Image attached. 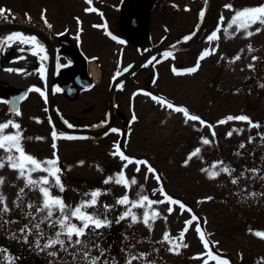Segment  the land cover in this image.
I'll list each match as a JSON object with an SVG mask.
<instances>
[{"label":"rangeland","instance_id":"1","mask_svg":"<svg viewBox=\"0 0 264 264\" xmlns=\"http://www.w3.org/2000/svg\"><path fill=\"white\" fill-rule=\"evenodd\" d=\"M91 2L97 4L100 0ZM107 2L113 3L111 13L115 15L113 20H117L122 1ZM262 5L264 0L220 1L202 38L197 42L194 40L188 47L184 42L197 29L190 27L189 15L183 14L170 30L165 44L184 34L178 43L182 44V51L164 61L162 74L150 90L158 98L186 108L191 115L206 122L205 125L199 121L185 123L182 113L161 106L141 91L128 88V102L121 96L116 107L118 120L113 129L117 131H110L97 140L68 139L60 135H56L55 140L51 138L55 130L47 119L46 85L40 80L38 70L27 63L32 58L25 52L30 46L19 43V39L7 40L15 34L25 38L31 36L16 30H0V44L5 47L1 52L4 69L0 72V79L14 89L40 90L29 92L21 104L20 115L14 117H9L0 103V123L11 120L20 126L19 129L9 126L0 134L18 132L24 151L38 161L58 159L64 191L53 186L50 192L64 201L69 214L75 206L90 200V193L98 191L101 195L97 197L96 205L84 211L110 222L95 231L86 230V235L81 237L84 245L72 246L62 235L67 251L61 250L59 245L44 249L43 245L55 238L60 226L51 227L49 221L41 223L46 215V211H36L43 205L41 193L38 189L26 188L25 180L18 178V172L6 164L0 168V177L4 180L0 194L6 198L4 203L8 208V212L0 213V245L8 247L11 253L0 251V264H15L18 254L30 259L28 264H88L83 254L89 250L90 256L99 257L98 264H129V260L131 264H204L205 260L208 264H216L206 255L207 249L195 230L197 225L209 241V249L229 264H264V239L254 235L255 232H264V25L255 24L240 32L235 31V25L228 27L236 12ZM90 8L87 0H0V9L4 10L0 23L4 15H14L22 23L30 21L37 25L55 41L64 34L82 35L84 47H89L94 37L102 44L100 35H104L99 29L102 24L98 14L86 11ZM99 8L102 12L107 9ZM257 27L261 31L248 37L247 31L255 32ZM213 32L218 38L210 41L208 37ZM22 50V54L18 52ZM206 51L211 54L199 61L198 70L188 73L187 70L196 66ZM223 55H226L225 59ZM96 75H92L94 79ZM136 80L142 82L143 76L137 75ZM104 92L105 89L101 90L98 97V114L103 112ZM77 105L73 111L79 114L85 105L82 102ZM241 115L248 117L252 124L239 120L219 123L229 116ZM204 138L210 143L203 144ZM117 144L126 156L151 165L160 180L148 173L144 165H139V172L134 164L125 168L126 161L112 155ZM196 149H200L199 154L185 165V160ZM12 154L19 155L15 151ZM7 156L8 153L0 149V158L6 161ZM221 168L229 171L220 172L214 179H209L207 172L202 171L219 172ZM121 170L129 180L127 188L115 183ZM31 175L33 179H39L47 173L38 171ZM109 178L110 182L105 183ZM132 178L137 181L135 185L130 183ZM49 180L55 185L53 177ZM161 188L191 211L182 212L178 205L159 203L148 209L149 213H159L154 221L149 220L150 226L143 222L144 208L132 209L137 217L136 223H132L131 217L117 222L130 207V204H117L118 199L127 194L130 201L138 200L140 195L161 201L164 200ZM29 204L33 207L29 208ZM169 207L174 209L171 214L167 211ZM193 215L198 219L187 226L181 240L185 221L191 220ZM59 216L57 210L53 220ZM72 223L80 225L75 218ZM36 224H40L39 229L35 228ZM165 233L169 234V240L164 239ZM37 241L40 247H37ZM185 244L187 247H183ZM175 245L181 246L176 249ZM50 252L56 255L51 256Z\"/></svg>","mask_w":264,"mask_h":264},{"label":"flooded vegetation","instance_id":"2","mask_svg":"<svg viewBox=\"0 0 264 264\" xmlns=\"http://www.w3.org/2000/svg\"><path fill=\"white\" fill-rule=\"evenodd\" d=\"M121 1L118 12L120 17L117 20H113L115 15L111 13L113 3H108L107 0H100L97 4L91 3L92 8L96 9L93 12L100 18L102 24L100 29L104 31V35H100L102 44L94 37L89 47H84L82 35L69 36V34L60 35L55 41L44 31L49 46L46 47V51L41 52L30 38L22 36L30 46L25 51L32 57L27 63L38 70L40 80L50 88L51 99L47 102L67 129L90 130L101 121L109 123L110 128L113 127L118 120L116 107L120 104L121 96H124L128 102V88H132L131 91H141L149 98L155 96L150 88L152 84L158 82L164 61L172 58L175 53L165 49L176 44L175 42L184 36L180 34L168 42L169 44H165L170 30L183 14L190 16V27L198 28L203 24L207 11V0ZM220 1L222 0H217L215 3L204 30L195 39L196 42L207 30ZM101 6L107 9L102 12L99 8ZM201 12L203 16L200 15ZM196 31H193L191 37ZM18 42L22 43L21 40ZM34 51H36L35 55H33ZM18 52L22 54L24 51ZM24 58L25 56L22 59ZM2 69L4 63L0 61V72ZM94 73L97 74L96 79L92 76ZM139 74L143 76L142 82L136 80ZM3 81L0 79V103L6 108L1 100L21 88L18 90L11 85L5 86ZM128 81L131 82L130 86ZM27 89L30 91L29 88ZM104 89V108L102 114H98L97 101L101 90ZM155 97L158 98V95ZM80 102L85 106H82L80 113L77 114L78 112L75 113L73 110ZM8 116L14 117L15 114L8 113ZM47 119L53 129L52 119L48 115ZM55 133L58 136H67L66 133L57 130ZM51 138H53L52 134ZM18 256L19 259H14L15 264H28L30 263L28 261H31L22 258L20 254Z\"/></svg>","mask_w":264,"mask_h":264},{"label":"snow or ice","instance_id":"3","mask_svg":"<svg viewBox=\"0 0 264 264\" xmlns=\"http://www.w3.org/2000/svg\"><path fill=\"white\" fill-rule=\"evenodd\" d=\"M87 2L89 4H91V0H87ZM226 7H230V5H226ZM86 11H96L95 8H90V9H86ZM4 13L3 9H0V15H2ZM201 16H203V12H201L200 14ZM221 19H223V17H221ZM79 23V21H78ZM255 24H261L264 25V5L259 6V7H255V8H246L243 9L241 11H238L235 13V15L232 17L231 22L229 23L228 27L231 28L233 25H235V31L236 32H240L241 30H247L249 28H251L253 25ZM227 31V30H225ZM261 29L259 27H257L255 29V32L252 31H247V36L251 37L252 35H254L255 33L260 32ZM217 35L216 32H213L208 39L211 40H215L217 39ZM14 39H19L22 42L27 43L28 41H25L24 38L22 36H20L19 34H15L14 36H9L7 37L8 41L14 40ZM31 42L33 44H35V40L34 38H30ZM113 39H115V37H113ZM185 39H188L187 37ZM38 51H43V48L40 47L39 45L36 46ZM249 50L251 51V46L249 45ZM36 54V51L33 52V55ZM211 53L209 52H204L201 54V56L199 57L196 66L190 68L187 70L188 73H194L198 70L199 68V61L203 60L206 56L210 55ZM237 59H239V57H237ZM253 59H256L255 57H253ZM249 67H252L251 65H249ZM9 71H12L11 69ZM173 71H175V69H173ZM179 74V73H177ZM30 91H40L39 89L33 88L30 89ZM41 95H43V93L41 92ZM153 100H156L161 106L163 107H167L168 109L174 110L177 113H182L185 117V123H187L188 121H199L201 125H205L206 122H204L203 120L200 119V117L195 116V115H191L188 110L184 107H179V106H174L172 103H169L167 101H165L163 98H157L155 96L152 97ZM16 115H20L19 111L16 110ZM133 120H135V116H133ZM229 120H239V121H246L249 124H252V122L250 121V119L246 116H236V117H232L229 116L226 118V120H221L219 121V123L223 124L226 123ZM9 126H11L12 128L15 129H19V124L14 123L13 121L9 120L6 123H0V133H3L5 129H8ZM253 127H258V125H252ZM69 127H72L71 125H69ZM211 127V126H209ZM112 132H116V129H112ZM53 139H56V133L53 132ZM213 135H215V133H213ZM228 135H231V133H228ZM68 139H73L74 137H67ZM37 139H42V138H37ZM21 136L20 134L17 132L14 135H10V134H0V149H3L4 152L8 153V156L6 158V161L3 158H0V168L5 167V165L7 164L8 167H10L11 169L15 170L18 172V178H23L25 180V187H30L32 189H38V191L41 193L42 197H43V205L42 207H38L36 209L37 212H44L46 211V215L43 217V219L41 220V223H43L44 221H49L50 224L49 226L51 227H55L56 225L60 226V231H57L55 234V238L54 239H50L48 241V243L43 245L44 249L53 247L55 245H59L61 250L63 251H67L68 249L65 247V240L61 239V236L64 235L67 237V242L68 244L72 245V246H76V245H84V242L81 240V237L86 235V230L88 229H92L93 231H95L96 229H100L102 227H106L109 225V221L105 218V219H100L94 215H91L89 213H87L86 211H84V209L88 208V207H93L96 205L97 203V197L99 195H101L100 192L98 191H94L92 193H90L91 199L85 202H82L80 205L75 206L70 214L67 212V208L68 206L64 203V201L56 196H53L52 193L50 192V188L53 186H58L59 190L62 192L64 191V186L61 184L60 181V176L59 173L61 171V169L57 166L58 165V159H48L45 161H38L36 158H34L33 156L27 154L23 147L21 146ZM202 143L207 145L210 143V141L206 138L202 139ZM56 145L55 143H53V148H55ZM241 147H243V145H241ZM13 151H15L16 153H18L19 155H13ZM200 149H196L194 150L188 157L187 160H185V165L188 163V160H190L192 157H196L199 154ZM55 156V153L53 154ZM112 155L115 156H119V158L122 161H126L124 167L126 168L129 164H134L137 165L136 167V171L139 172L141 169L139 167V165H144L147 168V172L153 174L154 178L159 181L160 177L159 175L156 174L155 169H153L151 167V165L147 164L146 161L144 160H140V161H136L133 158H130L128 156H126L122 151H120V146L119 144L116 145V151H114L112 153ZM216 165H213V168H215ZM46 172L47 176L41 177L39 179H33L32 178V173L34 172ZM202 171H206L208 178L209 179H214L217 175L220 174V172H228L229 169L227 168H221L219 170V172L217 171H212V170H208V169H202ZM49 177H53L55 180V185L50 183ZM148 177L146 176L145 179H147ZM110 179H106L104 182L105 183H109ZM4 182L3 178L0 177V185H2ZM233 183H236L235 180L232 181ZM115 183L116 184H123L126 188L129 186V180L125 177V174L123 172V170H121L120 174L118 175V177L115 179ZM130 183L132 185H135L137 183L135 178H132ZM45 185H47V187H45ZM24 189H21V192H23ZM161 194L164 196V200L161 201H155V200H150L149 197L147 195H140L138 200L135 201H130L129 197L127 194H125L122 198L118 199L116 201L117 204L119 205H129L130 207L118 218L117 222H119L120 220L125 219L126 217H131L132 223H136L137 222V217L136 215L132 212L133 208H144V214H143V222L146 226H150L149 225V220L154 221L157 216H159V213L156 211H152L151 213H149L148 209L151 208L152 205L154 204H159V203H168L170 205H178L179 209L182 212L185 211H191L190 209H188L183 203L173 199L172 197L168 196L167 193H165L163 191V189H160ZM5 197L0 194V205H4L2 208H0V213H6L8 212V208L6 206L5 202ZM211 199V198H208ZM29 208H32L33 205L29 204L28 205ZM108 206H105V208L107 209ZM59 211L60 216L58 218H56L55 220H53V216L54 213L56 211ZM167 211L169 212V214H171L174 209L172 207H169L167 209ZM29 216L32 215V213H28ZM72 218H75L77 220L80 221V225L78 226L75 223H72ZM198 218L193 215L191 220L189 221H185V229L181 232L180 234V239L182 240L184 237V233L187 231V226L189 224L192 223V221L197 220ZM27 227V226H26ZM35 228L39 229L40 228V224H36ZM196 232L199 234V238L202 241V243L204 244L205 249H207L206 255L208 256V259L216 261V264H229V261H227L226 259L221 258L220 256L214 254L211 249H209V241H207L205 239V234L201 231L199 225L196 226ZM21 231L23 232L24 229H21ZM254 235H256L257 237L264 239V232H255ZM73 237H75V239H73ZM164 239L165 240H169V234L165 233L164 234ZM27 237H25V243H27ZM181 245H175L174 247L176 249H178ZM37 247H40L39 242L37 241ZM183 247H187V245H183ZM172 250V249H170ZM90 251L88 252H84L83 254V258L85 261L88 262V264H98L99 261V257H92L90 256ZM49 255L51 256H55L56 253L55 252H50ZM136 257H132L131 259H135ZM129 264H131V260H129ZM204 264H208V260L204 261Z\"/></svg>","mask_w":264,"mask_h":264},{"label":"water","instance_id":"4","mask_svg":"<svg viewBox=\"0 0 264 264\" xmlns=\"http://www.w3.org/2000/svg\"><path fill=\"white\" fill-rule=\"evenodd\" d=\"M30 30L32 31H35V32H39L37 31V29H33V28H29ZM202 30V29H201ZM201 30L198 32L197 35H199V33L201 32ZM40 33V32H39ZM193 42V40H191ZM191 41L188 43L190 44ZM168 50L170 51H173V50H178L180 49L178 46H175V47H170V48H167ZM225 58V57H224ZM5 85H7L6 82H4ZM27 95V90L24 89V90H21L20 92L16 93V94H10L8 95V97L4 100L7 104V108H8V111L9 112H12V113H16V110H19V104L20 102L22 101V99H24ZM56 127V126H55ZM56 129H59V130H62V131H67V132H70V133H80V134H84L86 136H88L89 138H99L101 136H103L107 130L101 132V133H98V134H94V133H89V132H78V131H73L72 130H65V129H61L60 127H56Z\"/></svg>","mask_w":264,"mask_h":264},{"label":"bare ground","instance_id":"5","mask_svg":"<svg viewBox=\"0 0 264 264\" xmlns=\"http://www.w3.org/2000/svg\"><path fill=\"white\" fill-rule=\"evenodd\" d=\"M212 1H213V0H208L207 6H209V5L212 3ZM25 32H26L27 34H29L30 36H32V38H34L35 41H36L37 43H39V44H41V45H44V46H46V47L49 46V42L46 40V38H45L43 35H41V34H39V33L36 34V32H33V31H31V30H26ZM180 46H181V45H180ZM55 119H56V117H55ZM56 120H58V119H56ZM104 128H105V127H104L103 125H99V126H96V127L92 128V130H91L90 132H92V133H99V132H101Z\"/></svg>","mask_w":264,"mask_h":264},{"label":"trees","instance_id":"6","mask_svg":"<svg viewBox=\"0 0 264 264\" xmlns=\"http://www.w3.org/2000/svg\"><path fill=\"white\" fill-rule=\"evenodd\" d=\"M4 20H6V21H15V16H13V15H4ZM1 41V40H0ZM1 44H0V51H1ZM0 58H1V52H0Z\"/></svg>","mask_w":264,"mask_h":264}]
</instances>
